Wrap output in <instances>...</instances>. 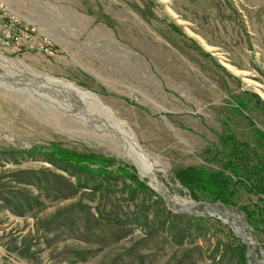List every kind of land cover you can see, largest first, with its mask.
<instances>
[{"label": "rangeland", "instance_id": "374dc122", "mask_svg": "<svg viewBox=\"0 0 264 264\" xmlns=\"http://www.w3.org/2000/svg\"><path fill=\"white\" fill-rule=\"evenodd\" d=\"M6 2L70 50L55 45L56 56L46 58L0 47V77L34 81L20 91L0 86V264H238L218 243L221 234L197 222L205 216L243 238L249 264H261L253 229L248 225L244 237L234 233L245 215L218 207L224 213L218 216L195 205L175 173L206 165V150L219 143L232 115L236 133L250 130L230 108L244 92L264 102V0ZM96 27L109 36H92ZM45 78L101 100L156 164L171 208L122 148L88 121L91 114L96 122L107 119L102 109L39 86ZM77 108L87 116L71 110ZM246 112L264 133V114ZM35 147L83 155L113 175L81 173L27 153ZM123 167L152 192L117 173Z\"/></svg>", "mask_w": 264, "mask_h": 264}, {"label": "trees", "instance_id": "16d2710c", "mask_svg": "<svg viewBox=\"0 0 264 264\" xmlns=\"http://www.w3.org/2000/svg\"><path fill=\"white\" fill-rule=\"evenodd\" d=\"M233 101L235 107H231L230 111L237 118L246 120L250 127L248 133L240 136L234 131L238 123L232 115L227 119L230 124H225L224 132L218 136L219 143L210 145L206 150V165L188 167L177 171L175 176L197 203L244 214L248 225L254 231V240L258 244L256 250L264 253V133L257 129L246 112L248 109H255L264 114V102L257 94L248 92L235 97ZM27 153L56 160L81 173L105 174L109 177L113 175L108 169H94L89 165L87 157L68 150L35 147ZM117 173L137 184L143 191L152 192L127 167L119 168ZM196 220L213 232L214 237L221 234L223 240L217 239L218 243L228 249L238 264H249L250 248L229 227L208 216L198 217Z\"/></svg>", "mask_w": 264, "mask_h": 264}, {"label": "bare ground", "instance_id": "6f19581e", "mask_svg": "<svg viewBox=\"0 0 264 264\" xmlns=\"http://www.w3.org/2000/svg\"><path fill=\"white\" fill-rule=\"evenodd\" d=\"M5 79L6 78L4 77H0V86L7 88V89H11V90L17 89L18 91H20V90H23L25 87L29 88L30 86H34V83H33L34 81L31 82L30 84L27 79H21L20 77L12 79L11 81H5ZM15 83H18L17 84L18 86H15ZM38 85L43 86L45 89H49L51 91L60 92L61 95H63L64 97H68L69 100H72L78 105H80L79 102L82 101L81 104L87 103V104H92L96 107L101 108L103 113L107 115L108 118L107 119L101 118L100 122H96V119L98 118L96 116H92L93 114H91V117L88 121L93 125V127L95 128L97 132H102V134L103 132L107 133L111 137V140H113L115 144H117L120 148H122L125 155L139 167L142 173V176L150 180L152 187L158 193L168 198L166 191L164 190L163 186L159 183L156 175L153 172L154 168L156 167V164L150 163V158L148 157L146 153H144L141 150L140 145H138V143L133 138V136H131L130 134L122 130L120 127H118V125L114 122L112 113L108 111V108H105L103 106L101 100L96 95H94L93 93L84 91L75 86H72L68 83L66 84V83H63L62 81L51 79V78L41 79V82H39ZM68 107L70 108V106ZM71 110L73 112H77L78 116H85V115L87 116V114H85V112L81 108H77L76 111L75 109H71ZM88 115L90 116V114ZM110 121L113 122V125ZM219 211L222 214H224L220 209ZM237 221L238 223H234V226H233V228L235 229L234 233H236L240 237L241 236L244 237V234H246L244 233L246 226H244L241 223L244 220L238 217ZM261 264H264V262Z\"/></svg>", "mask_w": 264, "mask_h": 264}, {"label": "built area", "instance_id": "2783aa9c", "mask_svg": "<svg viewBox=\"0 0 264 264\" xmlns=\"http://www.w3.org/2000/svg\"><path fill=\"white\" fill-rule=\"evenodd\" d=\"M0 47L16 55L23 52L53 58L57 52L52 38L36 24H28L0 0Z\"/></svg>", "mask_w": 264, "mask_h": 264}, {"label": "crops", "instance_id": "0c3cea01", "mask_svg": "<svg viewBox=\"0 0 264 264\" xmlns=\"http://www.w3.org/2000/svg\"><path fill=\"white\" fill-rule=\"evenodd\" d=\"M85 20V19H84ZM86 21V20H85ZM47 34L52 38V40L55 42V45L57 46V48H60L62 51H69L70 49L68 48V43L67 41H65L63 38L59 37V36H52L48 31H46ZM95 33H101V34H105L104 33V30L101 28V27H96L93 29V32H92V36L96 37L95 36ZM107 36H109V34H105ZM60 58V57H59Z\"/></svg>", "mask_w": 264, "mask_h": 264}, {"label": "water", "instance_id": "95a60500", "mask_svg": "<svg viewBox=\"0 0 264 264\" xmlns=\"http://www.w3.org/2000/svg\"><path fill=\"white\" fill-rule=\"evenodd\" d=\"M135 167L137 168V170L139 171V173H141V171H140V169H139V167L135 164ZM142 174V173H141ZM157 192V191H156ZM158 193V192H157ZM159 195H160V197H162L164 200H166L167 201V203H168V206L171 208V206H170V203L168 202V198L167 197H165L164 195H162V194H160V193H158ZM195 205H202V206H207L208 208H209V210L210 211H212L213 212V214L214 215H220V214H222L220 211H219V209L217 208V206H212V205H210V204H203V203H197V204H195ZM176 210H184V208H181V209H176ZM221 216V215H220ZM244 226H246V229H248V224H247V222L244 220V221H242L241 222ZM245 243V242H244ZM246 244V243H245ZM251 244V243H250ZM252 244H254L253 242H252ZM260 256L262 257V262L261 263H263L264 262V253L263 252H261L260 253Z\"/></svg>", "mask_w": 264, "mask_h": 264}]
</instances>
